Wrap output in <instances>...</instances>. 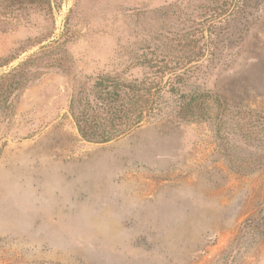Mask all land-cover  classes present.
Here are the masks:
<instances>
[{"label":"rangeland","instance_id":"rangeland-1","mask_svg":"<svg viewBox=\"0 0 264 264\" xmlns=\"http://www.w3.org/2000/svg\"><path fill=\"white\" fill-rule=\"evenodd\" d=\"M224 1L51 0L0 30V78L26 63L0 79V264H264V0L204 37ZM175 70L226 117L81 139L88 78Z\"/></svg>","mask_w":264,"mask_h":264},{"label":"trees","instance_id":"trees-1","mask_svg":"<svg viewBox=\"0 0 264 264\" xmlns=\"http://www.w3.org/2000/svg\"><path fill=\"white\" fill-rule=\"evenodd\" d=\"M50 6L51 0H0V30L15 29L30 10H47ZM240 6L239 0H233L231 4L224 1L220 6L217 5L219 12L213 14L204 27V37H208L205 36L206 33L211 36L212 29L227 21L234 11L240 10ZM191 45L195 47L193 42L188 44L189 47ZM192 54L197 55L194 52ZM192 61L191 58L190 62ZM25 65L26 63L0 79L18 72ZM186 73L175 70L134 81L105 75L88 78L72 95L69 106L81 139L93 144H109L131 134L145 122L162 116L178 123H216L225 118L229 109L221 97L198 89L186 92ZM14 85L18 84L10 85L9 88ZM167 95L177 99L176 108H170Z\"/></svg>","mask_w":264,"mask_h":264},{"label":"crops","instance_id":"crops-1","mask_svg":"<svg viewBox=\"0 0 264 264\" xmlns=\"http://www.w3.org/2000/svg\"><path fill=\"white\" fill-rule=\"evenodd\" d=\"M141 129V128H140ZM140 129H138L137 131H139ZM158 156V155H157Z\"/></svg>","mask_w":264,"mask_h":264}]
</instances>
